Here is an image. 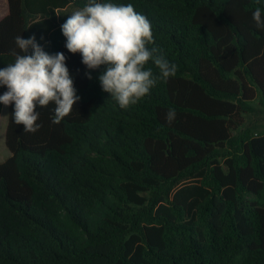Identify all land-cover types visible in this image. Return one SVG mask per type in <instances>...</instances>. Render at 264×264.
Returning <instances> with one entry per match:
<instances>
[{
  "label": "trees",
  "instance_id": "1",
  "mask_svg": "<svg viewBox=\"0 0 264 264\" xmlns=\"http://www.w3.org/2000/svg\"><path fill=\"white\" fill-rule=\"evenodd\" d=\"M7 1L0 69L35 36L80 100L59 124L37 106L35 133L7 106L0 264H264V0H104L145 15L178 66L127 109L65 47L66 11L89 0Z\"/></svg>",
  "mask_w": 264,
  "mask_h": 264
},
{
  "label": "clouds",
  "instance_id": "2",
  "mask_svg": "<svg viewBox=\"0 0 264 264\" xmlns=\"http://www.w3.org/2000/svg\"><path fill=\"white\" fill-rule=\"evenodd\" d=\"M253 20L257 28H264L259 7L253 12ZM61 31L68 52L79 53L87 69L104 66L98 77L102 91L109 93L122 109L148 95L160 78L174 77L177 73L178 66L160 54L158 47L149 48L155 44L151 22L131 3L89 0L84 8L68 15ZM15 44L19 52L13 51L14 62L0 69V86L7 87L0 95V103L14 104V123L23 125L26 133H35L41 127L37 123L40 116L37 106L47 108L54 104L52 123L59 124L80 100L66 56L63 52L48 54L35 36L24 39L18 35ZM149 61L159 75H154L151 68L146 69ZM86 75L92 79L90 72ZM175 118V111L169 109L168 123Z\"/></svg>",
  "mask_w": 264,
  "mask_h": 264
},
{
  "label": "rangeland",
  "instance_id": "3",
  "mask_svg": "<svg viewBox=\"0 0 264 264\" xmlns=\"http://www.w3.org/2000/svg\"><path fill=\"white\" fill-rule=\"evenodd\" d=\"M0 5L1 6L4 5V8L6 9V0H0ZM74 11H76V9H68L66 11V17L68 18V15H71ZM7 118H8V109L7 106L4 105L2 109V113L0 115V164L5 162L10 157V151L7 149L5 144Z\"/></svg>",
  "mask_w": 264,
  "mask_h": 264
},
{
  "label": "crops",
  "instance_id": "4",
  "mask_svg": "<svg viewBox=\"0 0 264 264\" xmlns=\"http://www.w3.org/2000/svg\"><path fill=\"white\" fill-rule=\"evenodd\" d=\"M5 12V13H4ZM3 14V15H2ZM8 14V1L6 0V9L4 8V5H0V20L5 17Z\"/></svg>",
  "mask_w": 264,
  "mask_h": 264
}]
</instances>
